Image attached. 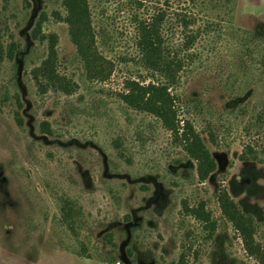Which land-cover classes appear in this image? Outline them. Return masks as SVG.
I'll return each instance as SVG.
<instances>
[{
  "label": "rangeland",
  "instance_id": "1",
  "mask_svg": "<svg viewBox=\"0 0 264 264\" xmlns=\"http://www.w3.org/2000/svg\"><path fill=\"white\" fill-rule=\"evenodd\" d=\"M87 5L94 49L112 64L103 80L70 39L64 0H0V264H260L217 195L252 216L264 250V0ZM152 23L171 50L191 54L172 92L214 158L202 182L159 119L119 96L125 79L148 80L138 42ZM45 36L68 93L32 75ZM247 145L257 160L239 159ZM198 204L214 229L189 213Z\"/></svg>",
  "mask_w": 264,
  "mask_h": 264
},
{
  "label": "trees",
  "instance_id": "2",
  "mask_svg": "<svg viewBox=\"0 0 264 264\" xmlns=\"http://www.w3.org/2000/svg\"><path fill=\"white\" fill-rule=\"evenodd\" d=\"M66 16L64 20L69 27V36L76 47V51L83 60L90 76L103 80L112 72L111 62L98 56L94 49V33L92 32L87 0H64ZM40 22L34 28L40 30ZM138 49L140 50L139 64L149 74L146 78H127L123 83V91L119 94L121 100L129 107L138 111L152 114L159 119L162 126L170 131L173 141L179 143L186 155L195 161V174L199 181H204L214 171L216 165L209 149L204 143L201 133L198 132L189 119L178 118L176 95L172 88L178 83L180 72L191 54H179L178 50H171L160 38L158 25L155 23L141 26ZM49 41L47 57L42 63L32 69V75L40 86H51L54 89L69 92L71 83L60 78L55 70L56 55L53 49L54 37L45 36ZM190 43H184L179 49L181 52L190 48ZM260 117V115L258 116ZM181 122V123H180ZM206 134L212 144L216 139L211 130ZM246 151L239 155L240 160H257L253 147L246 146ZM223 215L230 220L239 232L245 251L254 256L260 264H264V250L255 242V222L251 215L241 212L237 205L223 190L217 195ZM71 203L68 201L61 207L63 219L72 221ZM189 213L204 222L205 227L214 229V222L210 213L202 204L191 207ZM70 225V224H69ZM176 264H185L184 256H180Z\"/></svg>",
  "mask_w": 264,
  "mask_h": 264
}]
</instances>
